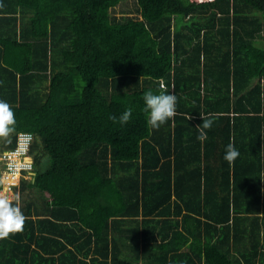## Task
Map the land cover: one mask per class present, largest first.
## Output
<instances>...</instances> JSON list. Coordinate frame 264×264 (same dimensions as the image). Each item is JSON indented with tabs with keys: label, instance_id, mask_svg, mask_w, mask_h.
<instances>
[{
	"label": "trees",
	"instance_id": "obj_1",
	"mask_svg": "<svg viewBox=\"0 0 264 264\" xmlns=\"http://www.w3.org/2000/svg\"><path fill=\"white\" fill-rule=\"evenodd\" d=\"M123 1L0 0V155L35 137L0 264H264V0ZM149 89L178 98L157 129Z\"/></svg>",
	"mask_w": 264,
	"mask_h": 264
},
{
	"label": "clouds",
	"instance_id": "obj_2",
	"mask_svg": "<svg viewBox=\"0 0 264 264\" xmlns=\"http://www.w3.org/2000/svg\"><path fill=\"white\" fill-rule=\"evenodd\" d=\"M142 99L144 102L143 111L146 115V122L150 128L157 129L176 115L178 98L175 92H169L167 90L153 91L149 89L143 93ZM132 113L133 109L129 107L118 118L112 115L110 119L114 121L118 119L121 124H126L131 119ZM16 123L14 107L7 100L0 99V137H8L14 133L16 131ZM212 126L213 120L203 116L202 127L197 126L199 133L197 139L201 142L205 141L207 139L206 130L211 129ZM239 155V150L233 143L229 142L225 146L223 159L229 164L234 162ZM30 156L33 158V169L30 174L28 171H25L15 186H19L24 178L30 179V176L33 178L35 174V158L31 150ZM15 191L16 193L18 192L16 188ZM19 199L20 197L17 195L15 202H13L7 195L0 194V237H7L11 233L23 230L26 217L19 203Z\"/></svg>",
	"mask_w": 264,
	"mask_h": 264
},
{
	"label": "built area",
	"instance_id": "obj_3",
	"mask_svg": "<svg viewBox=\"0 0 264 264\" xmlns=\"http://www.w3.org/2000/svg\"><path fill=\"white\" fill-rule=\"evenodd\" d=\"M34 138L32 132L21 131L18 134L16 146L4 151L0 155V181H3L1 174H7V176L11 178V190H15L14 186L19 182L25 171H28L30 174L33 169V158L30 156V150ZM15 197L16 195L14 193H10L8 196L11 200Z\"/></svg>",
	"mask_w": 264,
	"mask_h": 264
},
{
	"label": "rangeland",
	"instance_id": "obj_4",
	"mask_svg": "<svg viewBox=\"0 0 264 264\" xmlns=\"http://www.w3.org/2000/svg\"><path fill=\"white\" fill-rule=\"evenodd\" d=\"M137 0H125L122 3H120L118 6H116L112 13L118 15H122L123 12H125L128 15H135L137 14L136 5ZM1 177H3V181H0V194L9 196L10 193H14L16 196L19 195L15 190H11L10 188V179L7 174H1ZM30 179H32V176H30ZM22 196V195H21Z\"/></svg>",
	"mask_w": 264,
	"mask_h": 264
},
{
	"label": "crops",
	"instance_id": "obj_5",
	"mask_svg": "<svg viewBox=\"0 0 264 264\" xmlns=\"http://www.w3.org/2000/svg\"><path fill=\"white\" fill-rule=\"evenodd\" d=\"M162 85H163V84H162ZM204 165H205V163H203V167H204ZM184 168H188V167H187V166H186V167H183V166H182V168H181V169H184Z\"/></svg>",
	"mask_w": 264,
	"mask_h": 264
}]
</instances>
